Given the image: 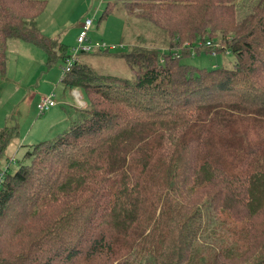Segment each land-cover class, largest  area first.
Masks as SVG:
<instances>
[{"label":"trees","instance_id":"1","mask_svg":"<svg viewBox=\"0 0 264 264\" xmlns=\"http://www.w3.org/2000/svg\"><path fill=\"white\" fill-rule=\"evenodd\" d=\"M51 1L0 0V84L13 44L50 67L71 58L41 27ZM111 14L126 21L133 77L78 59L62 80L90 104L27 145L14 174L20 131L0 129V264H264V0H120L99 22ZM130 17L168 36V52L132 45ZM212 41L232 68L172 58Z\"/></svg>","mask_w":264,"mask_h":264},{"label":"rangeland","instance_id":"2","mask_svg":"<svg viewBox=\"0 0 264 264\" xmlns=\"http://www.w3.org/2000/svg\"><path fill=\"white\" fill-rule=\"evenodd\" d=\"M119 1L52 0L49 14L40 21V24L47 37L60 41L68 47L70 56L74 57L85 21H93L94 26L88 35L89 43L92 46L99 44L101 46H115L118 49L112 51L115 56L108 57V55H100L98 53H82L78 59H80V62L96 68V70L131 79L134 72L120 58L131 51L124 37L125 19L111 14L103 20V23L99 22L107 9V4ZM129 20L131 21L129 22L130 27L134 26L136 35H143V41L138 43L134 40L130 42L132 45L147 47L145 49L160 48L162 53L168 52V44L170 42L168 36H162L156 28L149 26L146 21L135 17H130ZM143 42L144 45L141 44ZM220 44V42L212 41L213 46L210 48L196 45L192 49V57L185 59V55V57L172 56V58L175 60L180 59L200 69H211L217 66L232 68L236 63L235 58L227 51L225 54L219 55ZM207 50L211 51V53L207 54L209 53ZM213 51L218 52L216 57L213 56ZM70 60L67 63L57 61L53 67L47 66L48 55L40 48L38 49L25 41L19 43L17 47L13 44L12 50L8 52L10 68L8 82L0 84V129L18 128L20 131L16 146L7 152L8 159L15 160L10 165L11 174H14L21 164H26L25 156L29 146L41 144L45 141H53L58 134L62 133L59 130H67L70 127L71 123L69 120L75 119L78 114L80 115L83 112L84 109H80L81 105L78 104L74 91L83 94L85 102L90 104L89 97L84 91L75 88L66 89L63 83L64 69L68 67L67 64ZM175 64H173V67ZM52 95H56L55 101L57 105L45 115L41 114L38 108L42 97H50ZM24 145L29 146L23 147ZM238 229H240L239 226ZM224 240L227 241L228 236ZM231 241L240 245L243 243L242 236L236 232L235 227L230 229ZM6 242L8 241L4 239L1 246H4ZM9 244L10 242L7 247Z\"/></svg>","mask_w":264,"mask_h":264},{"label":"built area","instance_id":"3","mask_svg":"<svg viewBox=\"0 0 264 264\" xmlns=\"http://www.w3.org/2000/svg\"><path fill=\"white\" fill-rule=\"evenodd\" d=\"M93 26H94L93 21H90V20L85 21L83 28H82V31H81V34L79 36L80 38L78 40V48L75 50L76 54L74 57L68 58V60L69 59H71V60L67 64L68 67L66 69H64L65 75H67L71 71L72 65L78 61V57L82 53H94V52H96V50L104 51V52H110V51L112 52V51H115L116 49H118V47H115V46L109 47L107 45L101 46L99 44H96V46H92L89 43L88 35H89V31L92 29ZM197 45L205 47V48H210L211 46H213L212 42H208L205 46H203L202 43H199ZM216 51H217V49H216ZM216 51H213V53H212L214 57H216L218 55V52H216ZM68 60H67V62H68ZM74 94L76 96L78 104H80L82 108L85 107L86 102L84 100V96L77 91H74ZM55 96L56 95H52L50 97H47V96L42 97V99L40 101L39 108H38L40 110V113L45 114L57 105V102L55 101ZM8 169H9L8 167H3V169L0 171V188L4 184L5 176H6Z\"/></svg>","mask_w":264,"mask_h":264},{"label":"crops","instance_id":"4","mask_svg":"<svg viewBox=\"0 0 264 264\" xmlns=\"http://www.w3.org/2000/svg\"><path fill=\"white\" fill-rule=\"evenodd\" d=\"M28 43V42H27ZM29 44H31V43H29ZM21 45V44H20ZM33 45V44H32ZM35 46V45H34ZM39 49V48H38ZM117 50V49H116ZM43 51V50H42ZM44 52V51H43ZM219 67V66H218ZM8 68H9V63H8ZM9 72H10V68H9ZM8 75H9V73H8ZM6 82H8V80L6 81ZM3 86H7V85H3ZM67 89V88H66ZM83 95V94H82ZM84 96V95H83ZM84 100H85V98H84ZM43 115H45V114H43ZM74 120V119H73ZM73 120H69L70 121V123H71V121H73ZM64 130H66V129H63V130H59V131H61V132H63Z\"/></svg>","mask_w":264,"mask_h":264}]
</instances>
